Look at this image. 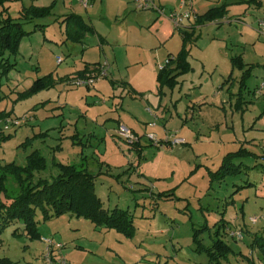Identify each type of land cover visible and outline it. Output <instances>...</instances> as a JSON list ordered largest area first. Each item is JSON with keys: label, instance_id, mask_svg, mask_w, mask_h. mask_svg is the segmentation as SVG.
Instances as JSON below:
<instances>
[{"label": "rangeland", "instance_id": "374dc122", "mask_svg": "<svg viewBox=\"0 0 264 264\" xmlns=\"http://www.w3.org/2000/svg\"><path fill=\"white\" fill-rule=\"evenodd\" d=\"M32 25L26 23L25 28ZM65 27L66 36H74V26ZM246 47L247 53L258 48L251 43ZM50 53L51 47L45 45L42 59L49 60ZM256 57L260 68L251 71L242 89L241 97L249 101L247 104L238 88L228 104L212 100L193 104L197 108L194 117L190 110L188 118L185 114L171 117L166 112L168 120L164 122L172 119L168 136L157 137L160 132L151 127L142 155L131 149L133 157L123 170L101 169L104 174L97 177L96 192L106 208L129 210L134 223L131 234L64 213L46 220L40 217L41 238L32 239L23 222L14 221L0 233V264H264L259 246L229 235L222 236L233 249L226 257L211 260L209 253L217 229L222 233L226 230L227 226L219 223L229 224L236 217L248 222L249 216L264 212V51ZM36 66L28 70L21 64L19 71L13 68L7 74L1 73L0 66V110L6 108L10 113L7 118L20 120L9 124L13 133L0 146V162L23 165L26 156L38 149L48 166L37 176L51 178L59 171L56 162L87 159L75 151H81V142L88 143L89 138L70 136L75 147L67 142L58 148L68 137L62 138L58 128L50 127L58 126L62 115L53 118L48 114L62 108L52 109L46 106L47 101L42 107L38 102L46 96L39 92L22 96L37 78ZM32 106L39 108L36 111ZM156 124L150 123L153 127ZM175 137L185 141L173 144L171 138ZM244 150L246 154L234 158L236 164L242 163L240 172L218 177L225 156ZM89 157V161L96 158L93 154ZM8 187L13 189L11 179ZM7 199L5 191L0 192V201Z\"/></svg>", "mask_w": 264, "mask_h": 264}, {"label": "crops", "instance_id": "0c3cea01", "mask_svg": "<svg viewBox=\"0 0 264 264\" xmlns=\"http://www.w3.org/2000/svg\"><path fill=\"white\" fill-rule=\"evenodd\" d=\"M188 1L193 3L198 16L222 5H225L226 12L224 16L200 25L196 24V18L176 27L169 14L180 9V0H154L164 13L156 8L138 10L132 0H91L89 7H84L79 0L5 2L4 7L13 16H19L24 7L51 8L49 15L28 22L33 24L28 29L33 32L22 38L18 53L10 60L15 63V70L19 71L21 64L28 70L37 65V77L52 74L55 79L52 87L39 91L38 94L46 98L38 103L44 107L43 103L47 101L48 107L62 108V111L48 114L53 118L62 115L59 125L50 127L58 128L62 138L68 137L58 148H63L67 142H71L68 145L74 148L70 136L80 140L89 138L88 143L81 142L84 144L81 151H75L81 159L87 157L84 162L78 163L75 159L74 162L61 163H81L97 177L104 174L101 169L123 170L133 157L131 149L135 148L140 155L144 153L148 144L144 139H147L151 127L160 132L157 137L170 134L168 127L172 119L164 122L168 120L166 112L171 113V117L185 114L188 118L191 111L194 117L197 108L193 104L197 106L210 100L228 104L238 88L240 97L243 95L240 86L243 70L234 66L232 59L240 56L245 64L254 66L252 70L260 68L256 56L264 51V35L258 30L257 20L264 15V0ZM71 14L80 15L91 29L80 33L75 21L68 19ZM71 24L75 34L67 37L65 25ZM182 30L194 31L193 40L187 44L191 70L179 75L174 87L161 86L160 70L169 59H175L184 45ZM250 43L258 48L247 53L246 46ZM45 45L51 47L49 60L42 59ZM59 54H63L62 61H59ZM105 61L109 63L106 76L94 78L91 84L78 86L72 83L75 77H93ZM80 72L84 75L79 76ZM232 79L234 82L230 84ZM241 98L246 104L249 102ZM38 108L35 106L33 110ZM2 110L9 112L6 108ZM153 122L157 123L154 127L150 125ZM121 125L130 128L138 139L130 142L120 136ZM4 131L13 133L8 129ZM90 154L98 155V159L89 161ZM238 223H244L249 229L244 242L247 239L252 243V234L262 230V225L251 226L237 217L228 225L233 227Z\"/></svg>", "mask_w": 264, "mask_h": 264}, {"label": "trees", "instance_id": "16d2710c", "mask_svg": "<svg viewBox=\"0 0 264 264\" xmlns=\"http://www.w3.org/2000/svg\"><path fill=\"white\" fill-rule=\"evenodd\" d=\"M6 1L8 0H0V57L3 60L0 66H2V74H7L15 66L10 57L18 53L22 38L33 32L27 30L25 24L51 13L50 7L30 6L24 7L19 16H13L8 12V8L4 7ZM225 12V5L212 8L198 16L196 24L200 25L205 21L220 18L224 16ZM68 19L75 21L78 25L76 28L80 33L91 29L78 14H71ZM73 31L75 32V29ZM182 31L184 45L175 59H169L168 63L160 70L158 79L161 86L174 87L178 83V76L191 70L187 44L193 40L194 31ZM232 62L234 66L243 70L241 78V88L243 89L246 86L247 76L251 75L253 66L245 64L240 56L233 58ZM78 75L82 76L84 72H80ZM54 84L55 79L52 74L37 77L22 96L37 93ZM8 116H10L9 112L0 111V120ZM10 136L11 134L1 131L0 143L6 141ZM246 153L247 151L244 150L235 153L236 155L227 154L218 170V177L222 178L226 174L240 172L242 163L236 164L234 158L237 157V154ZM55 164L59 168L57 175H53L51 178L38 177L37 173L45 170L48 166L46 156L38 149L26 156L23 165L14 161L5 164L0 162V192L5 191L8 196L7 201H0V233L11 222L22 221L26 234L32 239H39L41 238L38 227L40 217L46 220L64 213L83 216L99 226L117 228L128 234L133 232L134 223L128 216L129 210L120 207L113 209L105 207L96 192V174L81 163L56 162ZM9 179L13 181V189L8 187ZM219 224L229 226L227 221ZM243 227L247 233L249 229L244 223ZM215 233L217 236L209 249L211 260L226 257L233 250L222 238L226 235L225 231L222 233L220 229H217ZM252 237L251 246L257 245L264 252V227L260 232L253 233Z\"/></svg>", "mask_w": 264, "mask_h": 264}, {"label": "built area", "instance_id": "2783aa9c", "mask_svg": "<svg viewBox=\"0 0 264 264\" xmlns=\"http://www.w3.org/2000/svg\"><path fill=\"white\" fill-rule=\"evenodd\" d=\"M79 1L84 7H89L91 5V0H79ZM132 2L135 8L138 10H149L151 8H156L161 13H164V10L158 7L155 4L154 0H132ZM169 17L175 23L176 27H181L183 26L185 21L196 19L198 15L194 9V5L192 2L188 0H180V9L171 12L169 14ZM257 26H258V30L260 31V33L264 35V15L258 18ZM59 61H62L61 57H59ZM108 67H109V63L105 61L104 63L99 65V69L93 75V77L91 78L75 77L72 80V83L78 86L87 84V83L91 84L93 83L94 78H101V77L106 76L108 74V71H107ZM23 119L26 120L27 117L26 118L24 117ZM19 122L20 120H13L10 118H6L5 120H0V132L9 129V127L11 126L9 125L10 123L17 124ZM118 132L120 136H122L123 138H125L126 140L130 142L136 141L138 139L137 136H135V134L133 133V131L130 128L126 127L125 125H121L119 127ZM150 138H153L156 140V136L153 134L150 135ZM171 139H172L173 144H180L185 141L184 138H180V137H175ZM248 223L251 226L262 225V227H264V212L258 215L249 216ZM225 233L226 235H229L237 240H244L245 238V231H244L243 223L241 224L238 223V225L235 228L228 226L225 230ZM47 242L49 244H53L51 239H48ZM58 246H60V244H58ZM63 263L66 264L65 261Z\"/></svg>", "mask_w": 264, "mask_h": 264}]
</instances>
